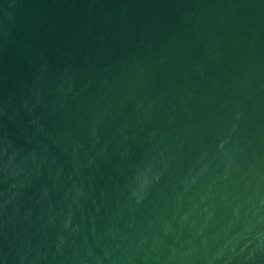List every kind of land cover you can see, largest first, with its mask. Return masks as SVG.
<instances>
[{
	"label": "water",
	"instance_id": "1",
	"mask_svg": "<svg viewBox=\"0 0 264 264\" xmlns=\"http://www.w3.org/2000/svg\"><path fill=\"white\" fill-rule=\"evenodd\" d=\"M0 264H264V0H0Z\"/></svg>",
	"mask_w": 264,
	"mask_h": 264
}]
</instances>
